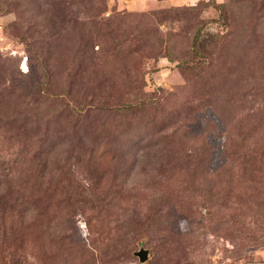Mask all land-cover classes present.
Here are the masks:
<instances>
[{
	"label": "rangeland",
	"instance_id": "374dc122",
	"mask_svg": "<svg viewBox=\"0 0 264 264\" xmlns=\"http://www.w3.org/2000/svg\"><path fill=\"white\" fill-rule=\"evenodd\" d=\"M0 264H264V0H0Z\"/></svg>",
	"mask_w": 264,
	"mask_h": 264
},
{
	"label": "water",
	"instance_id": "95a60500",
	"mask_svg": "<svg viewBox=\"0 0 264 264\" xmlns=\"http://www.w3.org/2000/svg\"><path fill=\"white\" fill-rule=\"evenodd\" d=\"M137 255L140 257L141 261H146L149 258V250L142 247L139 251H137Z\"/></svg>",
	"mask_w": 264,
	"mask_h": 264
}]
</instances>
